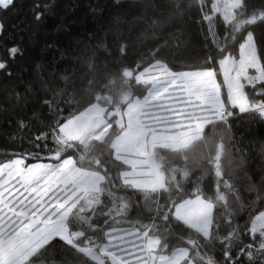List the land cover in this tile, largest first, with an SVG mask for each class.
<instances>
[{
    "label": "snow or ice",
    "instance_id": "snow-or-ice-1",
    "mask_svg": "<svg viewBox=\"0 0 264 264\" xmlns=\"http://www.w3.org/2000/svg\"><path fill=\"white\" fill-rule=\"evenodd\" d=\"M110 7L87 44L71 35V23L61 25L69 34L60 55L70 61L59 75L65 87L53 91L41 75L29 90L44 131L28 154L34 162L0 163V264H264V158L253 170L243 155L234 165L226 148L231 118H264V0H111ZM51 8L33 0L35 31ZM90 8L94 16L106 11ZM20 10L19 0H0V16ZM186 18L203 37L202 63L174 70L159 41L146 60L129 62L126 32ZM172 38L185 45L182 34ZM5 53L0 71L12 78L24 49ZM83 64L110 75L81 109L66 87ZM78 79L91 85L96 76Z\"/></svg>",
    "mask_w": 264,
    "mask_h": 264
},
{
    "label": "trees",
    "instance_id": "trees-1",
    "mask_svg": "<svg viewBox=\"0 0 264 264\" xmlns=\"http://www.w3.org/2000/svg\"><path fill=\"white\" fill-rule=\"evenodd\" d=\"M32 2L33 0H19L20 11L0 16L5 23V34L0 36V59L5 58L6 47L18 45L24 49L23 57H18L12 65L16 75L9 78L0 71V163L20 156H27L28 163L34 162L28 154L38 151L33 147L32 142L44 131V125L34 116L38 103L36 97L29 94V90L39 87L41 75L53 91L65 87L59 75L70 66V61L67 56L61 59L60 55L69 34L61 30V25L71 23V35L87 44L90 33L98 27L97 22L107 19L108 12L111 11V0H40L42 4H51L52 8L44 25L39 31H35L31 14L28 12ZM90 6L102 7L106 11L103 15L94 16ZM214 19L220 25L215 28V31L219 32L222 28V17ZM12 25L16 27L13 28ZM175 25L179 27H174ZM173 32L182 34L185 40L183 47L176 46V41L172 38ZM126 36L133 48L129 62L141 55L146 60V54L159 41L162 48L161 58L174 70L195 68L202 63L203 37L199 26L193 23L191 18L182 21L170 20L160 28H154L151 22H145L132 32H126ZM53 42L59 46V51L46 47L47 43ZM89 52L90 49L85 48L81 55L87 56ZM232 54L235 56L238 52L233 51ZM38 64L42 65L40 73L34 71ZM85 72L88 76H96L93 84L89 85L86 80L78 79ZM108 75L110 73L89 71L86 64L76 66L75 75L67 82L66 91L73 92L78 102L77 106L83 109L92 100L94 91H104L103 85ZM218 79L222 80V75ZM74 82L75 91H73ZM142 91L143 89H139L138 94ZM110 94L113 97L112 103H115L118 88L113 86ZM60 99L62 97L58 96L57 100ZM101 103L107 102L101 101ZM231 127L232 142L230 144L226 142V148L231 154L233 164H238L243 155L246 166L253 170L257 169L261 159L264 158V118L256 114H238L231 118ZM237 182H243L242 173Z\"/></svg>",
    "mask_w": 264,
    "mask_h": 264
}]
</instances>
